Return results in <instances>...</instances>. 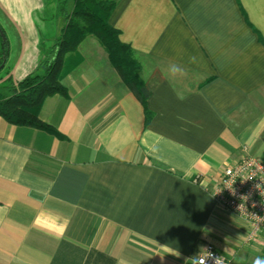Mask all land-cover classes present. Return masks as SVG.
I'll use <instances>...</instances> for the list:
<instances>
[{
    "label": "crops",
    "instance_id": "0c3cea01",
    "mask_svg": "<svg viewBox=\"0 0 264 264\" xmlns=\"http://www.w3.org/2000/svg\"><path fill=\"white\" fill-rule=\"evenodd\" d=\"M58 5L0 0V90L43 72ZM108 21L149 95L88 35L63 65L66 95L38 110L62 137L0 116V264H195L205 243L241 263L248 224L210 190L245 155L264 164V0H118Z\"/></svg>",
    "mask_w": 264,
    "mask_h": 264
},
{
    "label": "trees",
    "instance_id": "16d2710c",
    "mask_svg": "<svg viewBox=\"0 0 264 264\" xmlns=\"http://www.w3.org/2000/svg\"><path fill=\"white\" fill-rule=\"evenodd\" d=\"M58 1V12L63 15L65 25L44 61L43 72L29 74L17 82L10 76L5 78L3 87L7 94L0 92V116L12 124L32 126L62 137L54 127L40 120L38 110L45 97L56 93L66 95V88L60 83L67 70L63 65L86 36L100 42L124 84L141 102L146 101L149 90L140 77V64L132 48L120 40L119 30L108 21L118 0H72L70 9L67 0ZM0 48L1 65L7 56V43L1 37ZM258 264H264V251Z\"/></svg>",
    "mask_w": 264,
    "mask_h": 264
},
{
    "label": "built area",
    "instance_id": "2783aa9c",
    "mask_svg": "<svg viewBox=\"0 0 264 264\" xmlns=\"http://www.w3.org/2000/svg\"><path fill=\"white\" fill-rule=\"evenodd\" d=\"M210 193L219 206L248 224L247 240H254L264 228V164L253 155H245L224 166ZM216 257H220V264H227L226 257L212 243H205L194 262L199 264L204 259L205 264H215Z\"/></svg>",
    "mask_w": 264,
    "mask_h": 264
},
{
    "label": "rangeland",
    "instance_id": "374dc122",
    "mask_svg": "<svg viewBox=\"0 0 264 264\" xmlns=\"http://www.w3.org/2000/svg\"><path fill=\"white\" fill-rule=\"evenodd\" d=\"M71 6H72V0H68V3H67V7H68V9H70ZM98 43H100V42L98 41ZM3 86H4V85H3ZM0 88H1V87H0ZM2 89H4V91L0 90V92L3 93L4 95H6L7 90H6L4 87H2ZM256 237H257L258 239H262V240H264V228L261 230V232H259V233L256 235ZM249 245H251V250H250V251L248 250L247 253L244 252V256L242 255L243 252H240L239 255L237 256V259H239V260L241 261V263H243V264H253V262H254V258H255V257L257 258V257L259 256V254H260V253H259L260 251L258 250V246H257V253H256V254H253L252 247L255 245L254 240L248 241L246 247H248ZM240 246H241V242L238 243V248L241 249ZM263 247H264V245H263ZM241 263L238 262V260H234L231 264H241Z\"/></svg>",
    "mask_w": 264,
    "mask_h": 264
},
{
    "label": "clouds",
    "instance_id": "9594fccd",
    "mask_svg": "<svg viewBox=\"0 0 264 264\" xmlns=\"http://www.w3.org/2000/svg\"><path fill=\"white\" fill-rule=\"evenodd\" d=\"M184 74H185V73H184ZM64 227H65V226H59V227L56 228V230H57L58 232H61V233H62L63 230H64ZM166 251L172 252V250H170V249H166ZM173 254L176 255V256L179 255V253H173ZM208 255H209V256H213V254L210 253V252H208ZM199 264H205V260H204V259H200V260H199ZM215 264H220V257H216Z\"/></svg>",
    "mask_w": 264,
    "mask_h": 264
},
{
    "label": "water",
    "instance_id": "95a60500",
    "mask_svg": "<svg viewBox=\"0 0 264 264\" xmlns=\"http://www.w3.org/2000/svg\"><path fill=\"white\" fill-rule=\"evenodd\" d=\"M0 37H1L2 40H5V35H4V32L2 31L1 28H0ZM3 64H4V61H3V63L0 65V69H1V67L3 66Z\"/></svg>",
    "mask_w": 264,
    "mask_h": 264
}]
</instances>
